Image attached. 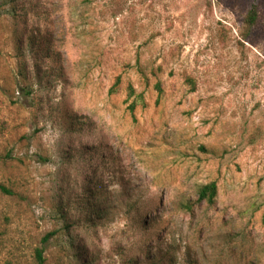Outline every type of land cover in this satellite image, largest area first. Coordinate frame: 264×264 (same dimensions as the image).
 <instances>
[{
	"label": "rangeland",
	"instance_id": "obj_1",
	"mask_svg": "<svg viewBox=\"0 0 264 264\" xmlns=\"http://www.w3.org/2000/svg\"><path fill=\"white\" fill-rule=\"evenodd\" d=\"M0 154V264H264V0H0Z\"/></svg>",
	"mask_w": 264,
	"mask_h": 264
},
{
	"label": "trees",
	"instance_id": "obj_2",
	"mask_svg": "<svg viewBox=\"0 0 264 264\" xmlns=\"http://www.w3.org/2000/svg\"><path fill=\"white\" fill-rule=\"evenodd\" d=\"M258 18V7L257 5H253L252 8L250 9L247 17H246V23L251 27L253 26ZM118 82H119V78H118ZM134 90H132L131 95H134ZM141 100H143L142 97H139ZM136 102H133V104L130 105V109L133 111L135 109V104ZM0 158H1V154H0ZM0 191H2L3 193L6 194H13V190H11L10 188H8L6 185L0 183ZM218 195V187H217V183L216 181H212L210 183L204 184L202 185L199 190H198V201L201 202H207L209 205H214L216 202V198ZM190 207V206H188ZM263 221H264V216H263ZM54 235L53 232L48 233L44 240L48 241L52 236ZM36 258L38 260V264H44L45 262V258H44V249L43 248H39L36 251ZM152 259V258H151ZM197 263V262H196Z\"/></svg>",
	"mask_w": 264,
	"mask_h": 264
}]
</instances>
